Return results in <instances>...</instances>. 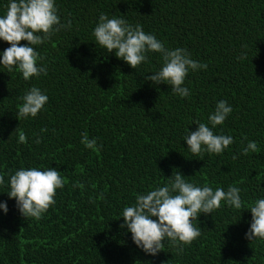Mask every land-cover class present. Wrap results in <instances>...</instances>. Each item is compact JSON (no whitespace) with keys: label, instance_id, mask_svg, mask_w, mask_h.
<instances>
[{"label":"trees","instance_id":"16d2710c","mask_svg":"<svg viewBox=\"0 0 264 264\" xmlns=\"http://www.w3.org/2000/svg\"><path fill=\"white\" fill-rule=\"evenodd\" d=\"M7 2L0 0V14ZM56 6L70 26L37 46L47 74L25 81L0 67V174L7 181L20 167H53L65 184L38 220L23 218L4 193L7 185L0 186V201L8 203V213L0 212V264H264V240L244 236L247 205L264 197V0H56ZM100 13L123 15L166 47L186 48L206 63L186 76L190 95L145 81L160 67L158 53L133 69L97 49L92 30ZM8 46L0 41V51ZM32 86L48 102L36 117L20 119L19 97ZM220 99L233 111L214 131L232 135L233 143L220 154L187 152V129L206 123ZM82 133L97 139L98 150L81 144ZM245 137L257 151L233 159ZM176 170L198 185L239 187L245 207L222 202L198 217L201 235L180 254L169 243L150 256L120 228V212Z\"/></svg>","mask_w":264,"mask_h":264},{"label":"clouds","instance_id":"9594fccd","mask_svg":"<svg viewBox=\"0 0 264 264\" xmlns=\"http://www.w3.org/2000/svg\"><path fill=\"white\" fill-rule=\"evenodd\" d=\"M69 26L70 22H61L56 0H8L6 10L0 14V41L9 46L0 51V67L8 71L15 69L25 81L46 75V66L38 63L42 57L37 46ZM92 36L97 49L114 54L133 69L147 63L150 53H158L160 67L144 74L145 81L150 82V87L170 86L171 93L181 98L190 95V88L184 83L188 73L208 67L206 63L193 59L186 48L166 47L156 35L145 32L138 23H129L123 15L100 13ZM245 55L242 53L237 59ZM19 99L21 103L16 115L20 119H29L37 116L49 97L39 87L32 86ZM232 111L227 100H218L206 123L197 121L194 130L187 129L182 139L186 151L202 155L220 154L227 149L233 143V136L214 130L223 125ZM18 139L25 142V134L21 132ZM244 140L247 137L241 140L240 152L234 154L233 159L257 151L256 141L248 140L245 144ZM80 142L86 149L98 150L97 139L89 138L87 133L81 134ZM5 184L7 191L4 193L15 201L18 213L23 218L38 220L55 204L56 190L64 187L65 177L53 167H20L8 174L7 181L5 175L0 174V186ZM73 186L82 185L76 181ZM222 202L234 210L245 207L239 187L229 185L224 189L198 185L176 170L166 178V183L137 193L134 201L122 208L120 228L130 233L133 244L147 255L156 256L169 243L180 254L184 245L201 235L198 217L212 214ZM246 210L251 219L247 222L245 239L250 242L264 240V197L252 200ZM0 212L8 213L7 201H0Z\"/></svg>","mask_w":264,"mask_h":264}]
</instances>
